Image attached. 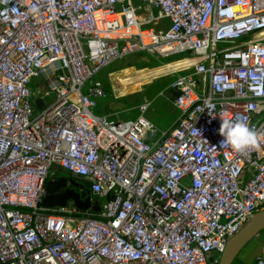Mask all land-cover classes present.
<instances>
[{"label":"built area","instance_id":"built-area-1","mask_svg":"<svg viewBox=\"0 0 264 264\" xmlns=\"http://www.w3.org/2000/svg\"><path fill=\"white\" fill-rule=\"evenodd\" d=\"M136 1L0 0V264H218L264 210V0ZM133 54L197 60L171 72L165 131L149 103L134 120L93 113L96 75ZM41 78L37 98L55 99L38 111ZM223 119L259 146L221 145ZM52 167L99 213L42 207Z\"/></svg>","mask_w":264,"mask_h":264},{"label":"rangeland","instance_id":"rangeland-1","mask_svg":"<svg viewBox=\"0 0 264 264\" xmlns=\"http://www.w3.org/2000/svg\"><path fill=\"white\" fill-rule=\"evenodd\" d=\"M133 4L136 7H143L142 4L138 3L136 0H133ZM151 11L152 14H156L155 10ZM143 12L144 10L142 9V13ZM150 26L152 25L147 24L144 27ZM249 38L250 37H248V39ZM152 58L151 56L146 54L128 55L101 69L96 75V78L102 81L107 92V97L104 100L98 101L97 108L93 110V113L96 115L116 113V116L114 118L116 120H134L139 115L137 106L149 103V107L143 115L146 120L153 123L156 127H159L158 125L170 123L177 113L176 109L172 105V101L176 93L173 90L166 89L173 78H171V75L165 74L162 78L155 80L156 72L155 70H152L154 69L152 67L157 64V61L159 60L154 58L156 61H153ZM175 58L176 57L171 58L170 60H175ZM177 58H181V56ZM190 62L195 63L194 59ZM190 62L189 65H192ZM131 68L136 71L149 69V72H143L145 75L143 74L142 76L144 77V79L145 77H147L148 79L151 78L155 81L149 79V81L144 82L145 84L143 83L139 90L136 89L138 91H135L136 93H123L122 87L119 84L120 79L118 80V83L111 77V75L114 73H118L119 71ZM44 83L45 82L42 78L33 79L30 83V88H32L34 91L36 84L41 88L42 84ZM161 92L163 93L162 95H160ZM258 235L261 236L258 238L259 241H254L255 243H252L251 245L249 243L248 245H246L236 257L235 264H255L257 256H264V230L261 231Z\"/></svg>","mask_w":264,"mask_h":264},{"label":"water","instance_id":"water-1","mask_svg":"<svg viewBox=\"0 0 264 264\" xmlns=\"http://www.w3.org/2000/svg\"><path fill=\"white\" fill-rule=\"evenodd\" d=\"M55 99V94L51 93L43 99H38L36 91H34V103L38 111L43 110ZM120 122V120H116ZM70 184L76 189L73 195H69L68 191L60 192V189H54L53 186L60 185L59 188H65ZM45 196L42 199L41 206L44 208L52 209L55 207H64L68 202H72L77 210L85 212L88 210L94 213H99L100 209L96 205L97 195H90L84 186L75 182L73 179L61 177L58 180L49 179L45 183ZM72 192V191H71ZM264 230V210L253 214L245 226L228 240L224 251L220 255L218 264H233L234 260L241 252V250L248 245L261 231Z\"/></svg>","mask_w":264,"mask_h":264},{"label":"clouds","instance_id":"clouds-1","mask_svg":"<svg viewBox=\"0 0 264 264\" xmlns=\"http://www.w3.org/2000/svg\"><path fill=\"white\" fill-rule=\"evenodd\" d=\"M32 11L36 12L37 9L33 8ZM219 134L224 138L221 145L227 144L237 153L255 150L259 146V134L243 119H223Z\"/></svg>","mask_w":264,"mask_h":264},{"label":"crops","instance_id":"crops-1","mask_svg":"<svg viewBox=\"0 0 264 264\" xmlns=\"http://www.w3.org/2000/svg\"><path fill=\"white\" fill-rule=\"evenodd\" d=\"M193 60V59H183V60H178V61H174L171 63V65H176L177 68H183L184 67H187L189 62ZM176 63V64H175ZM146 71H136L134 69H125V70H122V71H119L118 73H114L111 75V77L113 79H115L117 82L118 80L120 79V85L122 87V90H123V93H128V94H133V93H136V89L139 90L141 88V85L144 83V82H147L149 81V79L147 77H144L142 76L145 72V73H148L149 72V69H145ZM151 70V69H150ZM154 70V69H152ZM151 70V71H152ZM136 74V75H135ZM145 75V74H144ZM138 78V79H136ZM143 81H142V80ZM145 84V83H144ZM132 90V91H131ZM138 92V91H137ZM102 115H106V116H110L112 117V115H114V113L112 114H102ZM177 115L178 113L175 114V117L174 119L168 123V124H162V125H158L159 127H157L160 131H165L167 129H169L172 124L174 123V121L176 120L177 118ZM61 170H59L57 167H52L51 170H50V173H49V176H48V179H52V180H55L57 178V174L60 172ZM63 172V171H62ZM65 173V172H64ZM261 237V236H256L251 242H250V245L252 243H255L254 241H259L258 238Z\"/></svg>","mask_w":264,"mask_h":264},{"label":"bare ground","instance_id":"bare-ground-1","mask_svg":"<svg viewBox=\"0 0 264 264\" xmlns=\"http://www.w3.org/2000/svg\"><path fill=\"white\" fill-rule=\"evenodd\" d=\"M261 37H264V32H262V33H260V34H256L255 36H254V40H256V39H259V38H261ZM194 61L196 62L197 60L196 59H194ZM191 64H193L194 62H190ZM176 64V63H175ZM188 66H190L189 64H188ZM183 68H184V66H183ZM180 68H177L176 67V65L174 66V65H171V63H169V64H167V65H164V66H161V67H158V68H154V70H155V72H156V78H155V80H157V79H159V78H162L163 77V75H165V74H168V75H171V72H173V71H177V70H179ZM143 70H145V69H143ZM136 75V74H135ZM149 75H151V74H149ZM149 79H151V78H149ZM152 81H155L154 79H151ZM119 83V82H118ZM121 84V83H120ZM137 91V90H136ZM107 93V92H106ZM102 115V114H101ZM114 118H115V116H116V113H114ZM64 172V171H63ZM67 174V173H66ZM68 175V174H67ZM49 176V175H48ZM69 176V175H68ZM72 179V178H71ZM47 180H48V177H47ZM47 180H46V182H47ZM74 180V179H73ZM45 182V183H46ZM81 182V181H80ZM83 183V182H82ZM84 185H86L85 183H83ZM89 191V190H88ZM97 201V200H96Z\"/></svg>","mask_w":264,"mask_h":264},{"label":"trees","instance_id":"trees-1","mask_svg":"<svg viewBox=\"0 0 264 264\" xmlns=\"http://www.w3.org/2000/svg\"><path fill=\"white\" fill-rule=\"evenodd\" d=\"M177 57H180V56H177ZM175 58V60H170L171 58H174V57H171V58H168V59H163V60H161V59H159V61H157L158 63L157 64H155L152 68H156V67H158V66H162V65H164V64H167V63H170V62H174V61H178V60H180L181 58ZM152 58V57H151ZM153 59V61L155 60L154 58H152ZM156 61V60H155ZM63 175H67L66 173H64V172H62V171H60L58 174H57V177H61V176H63ZM68 176V175H67ZM86 186V188H87V190H89V188H88V185H85ZM236 263V259L234 260V262H233V264H235Z\"/></svg>","mask_w":264,"mask_h":264},{"label":"flooded vegetation","instance_id":"flooded-vegetation-1","mask_svg":"<svg viewBox=\"0 0 264 264\" xmlns=\"http://www.w3.org/2000/svg\"><path fill=\"white\" fill-rule=\"evenodd\" d=\"M61 177H66L67 179H70V177L67 176V175H63V176H61ZM61 177H57L55 180H58V179L61 178ZM48 180H49V179H48ZM48 180H47V181H48ZM74 181L77 182V183L82 184V185L84 186V189L87 190L86 186H85L82 182L77 181V180H74ZM60 185H61V184H59V185H55V186H53V188H54V189H60V192H64L65 190H70V191H68V194H69V195H73V191L76 192V189H75L73 186H71L70 184H68V183H67V185L65 186V188H59ZM71 191H72V192H71Z\"/></svg>","mask_w":264,"mask_h":264}]
</instances>
